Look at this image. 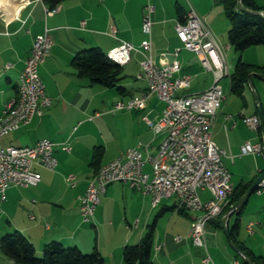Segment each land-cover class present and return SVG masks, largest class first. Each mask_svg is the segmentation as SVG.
I'll return each mask as SVG.
<instances>
[{"label": "crops", "instance_id": "0c3cea01", "mask_svg": "<svg viewBox=\"0 0 264 264\" xmlns=\"http://www.w3.org/2000/svg\"><path fill=\"white\" fill-rule=\"evenodd\" d=\"M149 2L154 5V60L160 63L178 58L179 73L193 74L190 87L179 89L178 95L210 88L215 76L203 65L197 52L184 47L176 22L194 7L223 45L229 73L221 80L226 97L212 128L213 139L227 151L224 161L235 186L253 182L264 171V149L242 153L247 142L264 145V128H254L243 119L244 115L258 114V105L264 116V83L257 81L264 78L253 77L259 99L250 97L248 92L253 87L249 81L242 93L232 90L238 52L230 42L231 20L225 0H62L54 8H49L44 0H0V114L18 95L20 73L37 34L49 29L52 37L50 53L39 67L52 103L42 114L35 115L31 122L4 135L0 141L5 145H31L42 137H50L59 160L55 169L36 166L42 173L38 184L12 185L4 199L0 195V216L3 214L6 219L5 226L0 219V240L4 233L19 230L35 244L39 254L46 243L60 240L83 251L97 248L104 257L101 264H124L125 245L139 242L156 220L155 264H246L230 244L222 225L229 209H223L207 225V246L196 244L190 235L193 215L201 211L179 208L174 197L154 205L150 193L128 182L115 181L108 185L92 219L84 220L81 214L80 195L101 165L119 155L125 158L128 148L139 143L156 153L165 137L164 132L156 133L145 119L148 116L157 120L162 115L166 102L158 93H149L141 107L115 106L118 101L126 102L147 93V80L138 77L140 52L135 51L123 66V71L125 68L137 81L121 80L122 89L91 84L78 74L73 63V58L88 47L96 46L108 52L123 40L140 45L148 36L143 22ZM256 2L264 6V0ZM177 48H180L178 54ZM65 143L71 145V150L63 148ZM98 146L101 154L93 161ZM146 169L152 171V166L149 164ZM70 175H74L75 183H70ZM199 193L203 200L213 196L203 188ZM245 204L239 239L264 256V191H254ZM156 206H161L157 213ZM235 217L236 213L231 212L229 228ZM250 221L254 222L253 231L248 227ZM178 235L181 239H177ZM208 253L212 261L205 263L203 259ZM0 264L18 263L0 249Z\"/></svg>", "mask_w": 264, "mask_h": 264}, {"label": "built area", "instance_id": "2783aa9c", "mask_svg": "<svg viewBox=\"0 0 264 264\" xmlns=\"http://www.w3.org/2000/svg\"><path fill=\"white\" fill-rule=\"evenodd\" d=\"M154 5L148 3L143 22V30L148 35L140 45L123 40L114 48L128 56V61L135 51L140 52L141 70L138 77L148 82L147 93L133 96L128 101H118L116 108L141 107L149 93L156 92L166 102L159 119L148 116L145 119L156 133H165L156 153H152L147 145L139 143L130 147V163H123L120 155L107 162V177L102 178L98 187H87L80 195L81 214L86 219H92L100 204L103 192L115 181L128 182L132 186L152 195L154 205H159L164 198L174 197L180 208L199 210L193 215L190 235L199 245L206 244V228L210 221L219 216V208L229 204L230 193L235 189L232 173L225 164V148L219 146L213 139V118L217 117L226 97L221 80L229 73L223 45L205 25L201 15L194 7L185 18L176 22V30L184 47L197 52L206 68L214 72L213 85L199 92L177 91L190 87L193 74H181V61L178 58L177 67H164V60L157 63L153 56L152 12ZM52 37L49 29L37 34L30 55L20 73V79L26 80L27 95L25 105L19 109L18 118L7 122L2 129L0 138L24 124H19V115L23 110H30L28 122L37 114H42L46 106L52 103V97L47 94L46 85L40 75V64L50 53ZM175 49V53H179ZM212 53H215V57ZM216 58V59H215ZM6 104L0 118L9 111ZM244 121L254 128L260 127L258 114L244 115ZM26 123V124H27ZM55 142L50 137H42L34 143V147L26 145H5L0 141V195L4 199L6 190L12 185H36L42 178L37 165L55 169L59 160L54 152ZM64 149L71 150L69 143ZM262 143L247 142L242 147V153L261 152ZM152 166V171L146 169ZM69 180H74L70 175ZM207 189L212 198L203 200L199 189ZM258 192L264 191V178L258 183ZM253 221L248 224L253 231ZM181 239V235L177 236ZM205 263L212 261L210 253L203 259Z\"/></svg>", "mask_w": 264, "mask_h": 264}, {"label": "trees", "instance_id": "16d2710c", "mask_svg": "<svg viewBox=\"0 0 264 264\" xmlns=\"http://www.w3.org/2000/svg\"><path fill=\"white\" fill-rule=\"evenodd\" d=\"M44 1L49 8H54L62 0ZM243 3L251 9L264 8L256 0H243ZM225 4L231 20L230 42L235 51L241 55L250 45L264 44V16L240 9L238 0H225ZM73 63L78 74L88 79L91 84H101L117 89L123 88L120 81L124 77V64L111 58L108 52L101 50L99 47L92 46L84 49L73 58ZM252 71L264 73V63H250L240 56L232 73V90L242 93L248 83L249 73ZM259 130H261V127ZM100 154V146H98L94 152L93 161H96ZM251 184L252 182L237 184L230 197L229 204L223 209H226V211L230 209ZM245 205L243 204L234 210L236 217L234 223L230 226L229 234L233 241L252 258L254 264H264V256L256 254L239 239L240 219ZM223 209L222 211H224ZM155 222L156 220L151 223L139 242L125 245L123 252L124 264H155L153 259ZM0 249L18 264H101L104 261L103 255L97 248L92 251H83L76 245L67 246L60 240H52L46 243L42 253L39 254L35 244L19 230L4 233L0 240ZM244 262L248 264L245 259Z\"/></svg>", "mask_w": 264, "mask_h": 264}, {"label": "bare ground", "instance_id": "6f19581e", "mask_svg": "<svg viewBox=\"0 0 264 264\" xmlns=\"http://www.w3.org/2000/svg\"><path fill=\"white\" fill-rule=\"evenodd\" d=\"M108 55L120 62L121 64H125L128 62V56L125 53L121 52L119 49L112 48L108 51ZM164 67H177V60H169L164 62ZM26 95H27V86L26 80L20 79L18 84V95L16 98L12 100L9 105V111L5 112L3 118H0V133H2V129H5L7 122H11L12 119L18 118L19 109H21L26 103ZM28 117H30V110H23V113L19 115V124H26L28 122ZM216 117L213 118V126L215 124ZM26 147H34V144L26 145ZM126 157L120 156V160H123V163H130V148H128L126 152ZM107 177V163L102 165L97 173L92 177L89 181L88 187H98L101 183L102 178ZM234 189H232L230 193V197L233 193ZM230 200V198H229ZM223 207L219 208V214L221 213ZM90 220V219H86Z\"/></svg>", "mask_w": 264, "mask_h": 264}, {"label": "water", "instance_id": "95a60500", "mask_svg": "<svg viewBox=\"0 0 264 264\" xmlns=\"http://www.w3.org/2000/svg\"><path fill=\"white\" fill-rule=\"evenodd\" d=\"M238 7L244 11H248L251 13H257L260 14L262 16H264V9H251L249 7H247L244 3L243 0H238ZM254 76H258L261 78H264V73L262 72H258V71H252L249 73V78L248 81L250 83V85H252L256 99H259L258 96V92L256 91L254 84H253V77ZM258 115L260 118V126L262 128H264V116H263V111L262 108L258 105ZM264 178V172L261 173L253 182L252 184L247 188V190L244 192V194L239 198L238 201H236L231 207L230 209L227 211V213L224 215L223 219H222V225L224 228V231L226 232L230 244L244 257V259L246 260V262L248 264H254L252 258L235 242L233 241V239L230 237L229 234V216L231 214V212H233L236 208L240 207L241 205L245 204L249 197L251 196V194L256 190V188L258 187V183Z\"/></svg>", "mask_w": 264, "mask_h": 264}, {"label": "rangeland", "instance_id": "374dc122", "mask_svg": "<svg viewBox=\"0 0 264 264\" xmlns=\"http://www.w3.org/2000/svg\"><path fill=\"white\" fill-rule=\"evenodd\" d=\"M237 60L239 59L240 56H242L243 60H246L248 62H258L260 64H263L264 63V44H253V45H250L249 47H247L243 52L242 54L240 55V53H238L237 55ZM123 75H125V77H123L122 80H127V81H137V78L132 75L131 73H128V71H126V69L124 68V71H123ZM228 76L226 77V81L228 80ZM257 81H262V83H264V80H257ZM116 91V90H115ZM250 97L253 98V99H256V96H255V93H254V90L252 89V92H248ZM262 98L264 100V91H262ZM256 101V100H254ZM264 149V145L262 143V149L261 151H263ZM264 171H262L263 173ZM75 179L74 180H70V183H75ZM257 191V188L256 190ZM258 192V191H257ZM261 193V192H260ZM161 206H156V213L160 210ZM195 212H198V210H195ZM222 214V213H221ZM0 219L2 221L3 224H1L2 226H5L6 225V219H5V216L2 214L0 216ZM124 252V250H123Z\"/></svg>", "mask_w": 264, "mask_h": 264}]
</instances>
